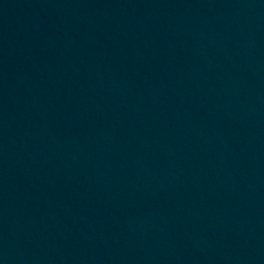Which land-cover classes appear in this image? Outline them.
I'll use <instances>...</instances> for the list:
<instances>
[{
  "label": "water",
  "instance_id": "95a60500",
  "mask_svg": "<svg viewBox=\"0 0 264 264\" xmlns=\"http://www.w3.org/2000/svg\"><path fill=\"white\" fill-rule=\"evenodd\" d=\"M0 264H264V0H0Z\"/></svg>",
  "mask_w": 264,
  "mask_h": 264
}]
</instances>
